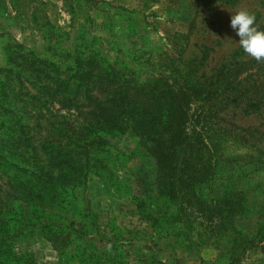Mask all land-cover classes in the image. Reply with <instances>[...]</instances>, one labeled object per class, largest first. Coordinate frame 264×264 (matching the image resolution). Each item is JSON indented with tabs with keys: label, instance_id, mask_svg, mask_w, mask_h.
I'll return each instance as SVG.
<instances>
[{
	"label": "rangeland",
	"instance_id": "obj_1",
	"mask_svg": "<svg viewBox=\"0 0 264 264\" xmlns=\"http://www.w3.org/2000/svg\"><path fill=\"white\" fill-rule=\"evenodd\" d=\"M241 10L264 27V0H0V105L9 110L7 97L21 95L14 79L29 76L35 56L63 71L66 54L78 48L96 49L120 71L176 80L187 91L192 80L204 82L239 60L230 15ZM254 70L231 76L258 82ZM198 98L175 167L154 158L151 135L101 134L106 141L92 149L86 184L51 213L27 214L22 222L29 225L0 264H264L254 240L264 229V111L242 105L217 117ZM48 109L36 121L43 138L57 140L67 125L82 123L76 109ZM7 121L0 118L2 176L8 161L22 165L25 155L19 146L8 151L15 124L3 127Z\"/></svg>",
	"mask_w": 264,
	"mask_h": 264
},
{
	"label": "trees",
	"instance_id": "obj_2",
	"mask_svg": "<svg viewBox=\"0 0 264 264\" xmlns=\"http://www.w3.org/2000/svg\"><path fill=\"white\" fill-rule=\"evenodd\" d=\"M196 1L206 6L217 3L234 6L242 0ZM86 51L88 54H84ZM66 55L63 71L54 69L50 59L43 61L35 56L29 76L24 72L14 79L19 83L21 95L14 92L7 97L9 110L0 105V118L8 117L2 126L15 124L9 128L13 136L8 151L20 147L25 153L21 155L22 165L8 161L9 171L2 170L3 176L0 175V258L11 252L13 240L22 235L19 229L29 225L22 222L27 214L32 211L33 217L39 218L40 214L51 213L86 184L93 161L92 149L106 141L101 134L131 131L140 138L151 135L154 158L172 168L187 142L189 111L198 97H204L202 101L217 117L242 105L249 113L264 111V82L258 84L264 62L240 60L247 57L242 49L236 51L239 60L235 57L229 67L216 69L215 75L204 82L192 80L187 91L176 80L164 76L143 78L120 71L94 48H78ZM243 68L255 69L250 74L256 73V77L258 74V82L239 80ZM236 72L239 73L231 76ZM55 103L78 110L82 123L79 127L67 125L57 140H50L43 138L40 131L43 127L36 121L39 117L43 119L45 111L50 113L48 106ZM32 132H37L33 139ZM3 144L9 145L6 140ZM3 161L7 157L1 156L0 162ZM258 232L254 240L264 250V229Z\"/></svg>",
	"mask_w": 264,
	"mask_h": 264
},
{
	"label": "clouds",
	"instance_id": "obj_3",
	"mask_svg": "<svg viewBox=\"0 0 264 264\" xmlns=\"http://www.w3.org/2000/svg\"><path fill=\"white\" fill-rule=\"evenodd\" d=\"M230 28L243 52L255 59L264 62V30L256 26L255 15L241 10L230 15Z\"/></svg>",
	"mask_w": 264,
	"mask_h": 264
}]
</instances>
